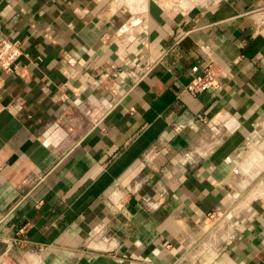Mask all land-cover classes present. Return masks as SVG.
<instances>
[{
  "label": "crops",
  "instance_id": "obj_1",
  "mask_svg": "<svg viewBox=\"0 0 264 264\" xmlns=\"http://www.w3.org/2000/svg\"><path fill=\"white\" fill-rule=\"evenodd\" d=\"M263 6L0 0V264H264Z\"/></svg>",
  "mask_w": 264,
  "mask_h": 264
},
{
  "label": "built area",
  "instance_id": "obj_2",
  "mask_svg": "<svg viewBox=\"0 0 264 264\" xmlns=\"http://www.w3.org/2000/svg\"><path fill=\"white\" fill-rule=\"evenodd\" d=\"M264 8V6L262 7ZM25 54L23 45L19 40L9 38L7 36H0V68L4 71L11 72L15 70L16 62ZM193 72H198L199 67L192 68ZM143 75L149 72L148 70H142ZM218 68L214 62L209 63L203 67L201 72L196 74L191 82H189L185 89L190 93L196 95L200 92L214 89L218 85ZM216 214H211V218H215ZM47 250L45 247H40L39 251L43 252ZM32 264V263H31Z\"/></svg>",
  "mask_w": 264,
  "mask_h": 264
},
{
  "label": "rangeland",
  "instance_id": "obj_3",
  "mask_svg": "<svg viewBox=\"0 0 264 264\" xmlns=\"http://www.w3.org/2000/svg\"><path fill=\"white\" fill-rule=\"evenodd\" d=\"M146 1H147V10H148L149 0ZM150 1L166 9L179 10L176 8H187L192 5L203 4V3H207V5L213 6V4L218 0H150ZM184 2H186V4Z\"/></svg>",
  "mask_w": 264,
  "mask_h": 264
},
{
  "label": "bare ground",
  "instance_id": "obj_4",
  "mask_svg": "<svg viewBox=\"0 0 264 264\" xmlns=\"http://www.w3.org/2000/svg\"><path fill=\"white\" fill-rule=\"evenodd\" d=\"M186 4V2H184ZM191 4V3H190ZM190 7V6H189Z\"/></svg>",
  "mask_w": 264,
  "mask_h": 264
}]
</instances>
